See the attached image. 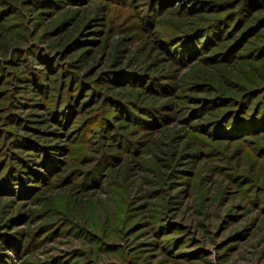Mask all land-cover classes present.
I'll return each instance as SVG.
<instances>
[{
	"label": "rangeland",
	"instance_id": "374dc122",
	"mask_svg": "<svg viewBox=\"0 0 264 264\" xmlns=\"http://www.w3.org/2000/svg\"><path fill=\"white\" fill-rule=\"evenodd\" d=\"M11 2L0 0V264H264V25L229 54L214 48L219 25L246 28L242 0ZM249 4L264 14V0ZM195 26L199 50L169 61ZM116 94L158 114L118 128Z\"/></svg>",
	"mask_w": 264,
	"mask_h": 264
},
{
	"label": "trees",
	"instance_id": "16d2710c",
	"mask_svg": "<svg viewBox=\"0 0 264 264\" xmlns=\"http://www.w3.org/2000/svg\"><path fill=\"white\" fill-rule=\"evenodd\" d=\"M11 1H12L11 3H13L15 0H11ZM52 1H54V4H56V6H63V7H65L67 5V3H68V0H52ZM256 1L257 0H242L241 7H240L239 11L235 12L236 15H241L242 17L244 16V19L247 20L246 21V24H247L246 25V28H244V29H242L240 31V29H237L235 27L232 31L231 30L230 31L227 30V32H226L223 29L224 28V25L221 24L217 28L214 29V30H216L215 31V34H216V32L218 33V36H217L218 38H217V40L215 42V47H214V48H217V51L216 52H218V53L220 52V53H223V54H229V52H232L233 51L231 49L232 44H233V42H232L233 39H236L238 41L241 38H245V36H243L245 33L249 32V31L252 32V30L254 28L256 30V29H259L260 27H262L264 25V14H262V13H255V12H257L256 11L257 10L256 7L255 8H252L250 6V4H249V3L254 4ZM221 5L222 6H230L231 3L226 2V3L220 4V6H219L220 8H221ZM195 6L200 9L199 12H201V13L207 12L206 9H203L205 7H203V3L201 4V2H200V5L198 4V5H195ZM65 28H66L65 26H62L60 28V30H63ZM204 28H206V26H202V27L201 26H195V27H193L191 29V31H190V32H192L194 34L193 35L194 38H193L191 44H186L187 45L186 47H178L177 49L176 48H173V47H170L171 49L170 48L165 49V51H164L163 54L168 55L169 56V59L168 60L169 61H172V62L173 61H176V60L177 61L187 60V58L192 57L191 56L192 53L194 51H196V50H199V48H200V45L199 44L201 43L200 40H198L197 38H195V35L197 33L201 32V30H203ZM99 30H96L95 32H102L101 30L100 31ZM186 34L188 35L189 33H186ZM15 47H17V46H15ZM204 48H206V47H203L202 49H204ZM222 50H224V51H222ZM87 52H89V50L86 51V52H84V53H87ZM223 56H225V55H223ZM237 57H239V53H236L235 54L234 59H237ZM14 59H16V58H11V60H14ZM208 59L211 60V58H208ZM226 59L227 60H232L229 57H227V58L225 57V59H222V60H226ZM4 61H5V59H3L2 57H0V68H2V69L5 68V66H4V63L5 62ZM33 71H35V72H34L33 76H31L30 81L33 82V83H35V79L37 78L36 75H37V73H41V70L39 68H37V70H33ZM143 74L144 75H147L146 73H143ZM127 76H132V75H127ZM25 78L28 80V77H25ZM143 78H145V76L140 77V80L144 81ZM148 79L151 80V81H149L150 84H152V83L155 82L153 80V75H151V77H149ZM104 80H106V79H104ZM138 81H139V79H138ZM112 82L114 83L115 81L113 80ZM149 83L142 84L140 86V89H139L140 92L142 94H144V95H151L152 96L151 98L153 100H155V101L159 100V98H157V96H155V95H157V92L159 91V89H157V91L155 89H152V87H155V85H150ZM48 89L54 90V87H48ZM113 89H115V88H113ZM68 97H69V99H68L67 105L65 107H63V108L57 109L56 110L57 115H56V118H54V120L57 122V124L61 125L63 123L61 126L65 125V123L67 122L68 119L69 120L71 119V117H69L68 119H66L67 115L69 114V111L71 110V108H70L69 105H71L72 108H73V110H75V104H76V101L75 100H76V97L77 96H73V94L69 93V96ZM112 98H115L114 99L115 106L120 107L121 104H120L119 101L124 102V100L122 101V99L120 97H118L117 94L116 95H113ZM189 99L197 100L198 98L197 97H193V98L189 97ZM203 99L204 98H201L200 100H203ZM115 102H118L119 104L118 103H115ZM124 105H125V107L126 106L127 107L130 106L126 102H124ZM135 106H136L135 110H137L139 112V114L134 109H129V107H128L127 108L128 115H124L123 113L126 111V108L124 107V110L122 111L121 109H118V107H117V110L122 111V113H119L120 115H116L117 118H119V116H120V119L119 120H121V122L122 121H125L126 122V123H123V124H119L118 123V128H121L122 127V128L128 129V128H130L134 124V121L135 120L141 121V119L145 120L146 118H150V116L153 117V115H151V114H154V115L158 114V112H156L157 109H154V108H159L158 106H160V105L157 106V105L153 104V106H154V108H153V106H151L150 104H148L146 102L145 103L142 102L141 104H136ZM204 107H206V105H204ZM208 110L209 109H207L205 112L207 113ZM223 110H225V109H223ZM140 113L146 114L147 116L144 117L143 115H140ZM227 113H229V111ZM226 118L227 117H224V119L222 120L223 123H224L223 126L229 124V122H228V120ZM75 122H77V121H75ZM211 122H213L212 119H211ZM218 122H219V119H217L216 121H214V123H218ZM90 132H93V131H90ZM53 133H57V132L54 131ZM79 133H80V130L78 131V134ZM109 136L111 137V140L114 139V138H112L113 135L112 136L109 135ZM112 141H114V140H112ZM109 146L115 147L116 144H110ZM31 173H33V172H31ZM31 173L30 172H26V174L24 176H22V179L29 180L30 179L29 174H31Z\"/></svg>",
	"mask_w": 264,
	"mask_h": 264
}]
</instances>
